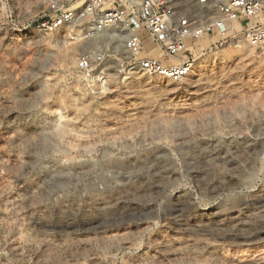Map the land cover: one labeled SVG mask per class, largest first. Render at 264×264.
Segmentation results:
<instances>
[{
    "label": "rangeland",
    "instance_id": "1",
    "mask_svg": "<svg viewBox=\"0 0 264 264\" xmlns=\"http://www.w3.org/2000/svg\"><path fill=\"white\" fill-rule=\"evenodd\" d=\"M42 8L0 3V264H264V44L186 41L175 81L111 32L32 30Z\"/></svg>",
    "mask_w": 264,
    "mask_h": 264
},
{
    "label": "built area",
    "instance_id": "2",
    "mask_svg": "<svg viewBox=\"0 0 264 264\" xmlns=\"http://www.w3.org/2000/svg\"><path fill=\"white\" fill-rule=\"evenodd\" d=\"M4 1L8 2L0 3ZM211 1L195 0L198 12L180 14V0H42L40 15L28 26L42 33L72 27L85 38L111 32L129 52L131 68L177 81L193 65L192 57H180L186 53V41L218 34L226 40L240 35L252 45L264 44V0H217L214 14L209 11ZM101 56L99 52L80 56L78 71L89 76L92 62ZM29 181L25 184L20 178L17 198L22 204L27 193L34 220L39 191L35 176Z\"/></svg>",
    "mask_w": 264,
    "mask_h": 264
},
{
    "label": "bare ground",
    "instance_id": "3",
    "mask_svg": "<svg viewBox=\"0 0 264 264\" xmlns=\"http://www.w3.org/2000/svg\"><path fill=\"white\" fill-rule=\"evenodd\" d=\"M42 0H39V2H41ZM243 214V213H242ZM257 214V213H256ZM245 215V214H244ZM231 223L233 224V225H235V226H238V227H240V226H242V225H244V223L246 222L247 223V221H246V219L244 218V216L243 215H241L239 212H238V210L237 211H233L232 213H231ZM229 218V217H228ZM217 219V218H216ZM222 219V218H221ZM226 219V218H225ZM230 220V219H229ZM218 221V220H217ZM222 221V220H221ZM227 222V221H226ZM227 223H229V222H227ZM230 224V223H229ZM228 224V225H229Z\"/></svg>",
    "mask_w": 264,
    "mask_h": 264
},
{
    "label": "crops",
    "instance_id": "4",
    "mask_svg": "<svg viewBox=\"0 0 264 264\" xmlns=\"http://www.w3.org/2000/svg\"><path fill=\"white\" fill-rule=\"evenodd\" d=\"M186 51H187V50H186ZM186 51H185V52H186ZM181 55H182V56H183V55H185V56H186L187 54H186V53H181Z\"/></svg>",
    "mask_w": 264,
    "mask_h": 264
}]
</instances>
